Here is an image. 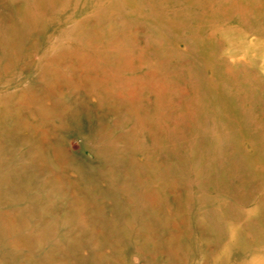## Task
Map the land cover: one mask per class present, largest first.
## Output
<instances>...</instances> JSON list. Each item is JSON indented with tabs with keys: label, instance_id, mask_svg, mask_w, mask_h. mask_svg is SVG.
Wrapping results in <instances>:
<instances>
[{
	"label": "rangeland",
	"instance_id": "obj_1",
	"mask_svg": "<svg viewBox=\"0 0 264 264\" xmlns=\"http://www.w3.org/2000/svg\"><path fill=\"white\" fill-rule=\"evenodd\" d=\"M0 264H264V0H0Z\"/></svg>",
	"mask_w": 264,
	"mask_h": 264
}]
</instances>
